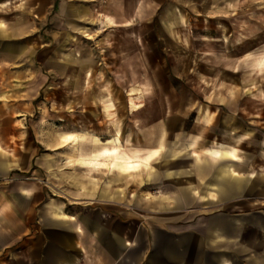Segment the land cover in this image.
Wrapping results in <instances>:
<instances>
[{"label": "crops", "instance_id": "0c3cea01", "mask_svg": "<svg viewBox=\"0 0 264 264\" xmlns=\"http://www.w3.org/2000/svg\"><path fill=\"white\" fill-rule=\"evenodd\" d=\"M78 2L58 0L60 13L67 14L68 5ZM35 12V0H0V264H264V136L257 137L259 129L241 130L231 140L207 148L205 156L191 149L185 158L194 160L187 165L174 163L180 150L163 151V134L145 148L125 147L118 130L105 139L81 129L33 137ZM248 56L245 79L253 83L264 74V52ZM154 97L148 77L125 89L129 113ZM235 125L242 121L236 119ZM197 130L188 137L189 145L204 132L203 126ZM61 147L63 158L51 152ZM104 152L112 157L101 158ZM163 158L170 161L163 163ZM60 159L64 166L59 170L66 174L67 166L109 168L119 175L145 168L139 181L142 195L135 205L152 207L151 214L99 209L115 202L130 205L131 184L124 177L127 198L115 200L103 192L106 198L99 199L98 186L90 180L91 197L79 199L101 201L98 210L48 214L49 170ZM36 173L41 183L34 179ZM65 181V188L76 185L82 190L79 179Z\"/></svg>", "mask_w": 264, "mask_h": 264}, {"label": "rangeland", "instance_id": "374dc122", "mask_svg": "<svg viewBox=\"0 0 264 264\" xmlns=\"http://www.w3.org/2000/svg\"><path fill=\"white\" fill-rule=\"evenodd\" d=\"M78 1L68 5L64 15L58 0H35L33 137L81 129L105 139L118 130L125 147L145 148L163 134V151L180 150L174 163L187 165L194 160L185 158L191 149L205 156L207 148L231 140L241 130L259 129L257 137L264 136V74L253 83L245 79L248 53L264 52V0ZM143 77L152 82L155 97L129 113L125 89ZM170 119L179 122L170 125ZM236 119L242 121L239 127ZM198 126L204 132L189 145L188 137H194ZM63 148L51 152L63 158ZM57 161L49 170L48 214L98 210L101 201H81L91 197L90 180L98 186L99 199L106 198L103 192L115 200L127 198L123 177L130 180V205L115 202L99 209L151 214L152 207L135 205L142 195L139 181L145 168L119 175L109 168L67 166L66 174L59 170L63 159ZM40 176L36 173L34 179L41 183ZM74 179H79L81 191L76 185L65 188L63 182Z\"/></svg>", "mask_w": 264, "mask_h": 264}, {"label": "bare ground", "instance_id": "6f19581e", "mask_svg": "<svg viewBox=\"0 0 264 264\" xmlns=\"http://www.w3.org/2000/svg\"><path fill=\"white\" fill-rule=\"evenodd\" d=\"M114 151H116V150H114ZM105 153H107V154H105ZM99 156H100L101 158H104V159L112 157V155H111L110 152H104V153H102V154L99 155ZM115 157H116V159H118L117 156H115Z\"/></svg>", "mask_w": 264, "mask_h": 264}, {"label": "snow or ice", "instance_id": "6c2138e0", "mask_svg": "<svg viewBox=\"0 0 264 264\" xmlns=\"http://www.w3.org/2000/svg\"><path fill=\"white\" fill-rule=\"evenodd\" d=\"M105 154H107V153H105ZM105 167H107V165H105Z\"/></svg>", "mask_w": 264, "mask_h": 264}]
</instances>
